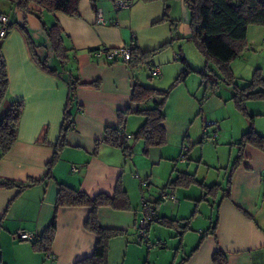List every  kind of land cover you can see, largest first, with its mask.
<instances>
[{
	"label": "crops",
	"instance_id": "1",
	"mask_svg": "<svg viewBox=\"0 0 264 264\" xmlns=\"http://www.w3.org/2000/svg\"><path fill=\"white\" fill-rule=\"evenodd\" d=\"M159 1L132 0L128 10L116 14L114 0H97L95 7L89 0H79L78 16L41 11L37 4L29 3L31 11L40 13L39 20L32 13L25 17L11 2L0 0V13L9 17V31L0 41L8 76V90L2 106L6 109L14 100L23 102L17 139L9 151L0 156V179L24 183L29 179L36 180L21 190L0 187V263L74 264L92 253L97 236L84 226L91 208H56L59 184L62 183L78 188L90 197L100 193L114 197L113 204L96 209L102 227L122 230L121 234L108 240L107 264H212V255L216 250L225 254L226 264H264V182L261 179L264 174V148L251 143H237L250 128L264 136V97L246 100L245 112L236 107L239 116L235 130L233 126L232 129L227 126L225 120L216 124L226 135L222 138L236 146L232 162H229L231 159L228 161L230 168L224 184H207L205 180L197 179L189 164L185 168L173 166L163 182L158 183L155 180L157 176H154L157 161L168 163L172 154L174 161H178L177 153L167 152L166 142L159 145L160 153L156 157L150 152L156 146L150 147L146 153L151 159L146 168L150 175L132 161V155L126 156L121 147L107 143L96 146L106 127H119L118 111L137 106L131 101V93L134 80H140L136 76V68H131L120 57L111 58L106 53L95 52L103 48L117 49L132 42L144 50L166 43V40L156 41L160 31L154 30V27H160V30L166 20L162 19L165 11L167 13L166 5L158 4ZM99 14L104 23L98 21ZM29 16L40 21L45 36L34 24L30 25ZM125 17L129 21L128 28L120 24ZM53 22L59 23L63 42L70 49V61L64 68L77 75L80 83L87 84L79 85L75 90L71 107L72 128L67 132L65 143L59 148L58 157L51 167L52 176L43 178L54 153L52 144L59 139L69 90L68 72H47L32 49L34 46L37 53L41 51L45 37L48 39L43 25L47 27ZM167 27L170 29V26ZM141 28L150 30L147 39L139 37ZM172 48L175 53L174 44ZM179 50L183 51L182 46ZM262 53L264 25H249L246 47L237 57L240 59L237 64L243 65L249 74L260 69L264 76V63L260 61L264 56ZM49 56L48 53L46 59ZM237 59L230 63V67L235 84L243 87L252 76L246 73L237 75V67L233 65ZM153 68L165 71V67L153 64L150 72ZM93 82H98V86ZM230 89L232 98V86ZM256 90L264 91V85ZM154 99L156 96L150 97L140 107H146ZM127 116L121 126L126 132L127 118L131 120ZM138 122L137 129L144 121ZM162 124L167 133L165 119ZM183 138L178 146L181 151L186 145L185 139L188 140ZM182 173L194 175L197 182L192 185L200 187L202 197L196 199L191 196V183L179 184L174 187L176 202H158L159 190ZM201 184L218 186L206 193ZM227 188L229 195L225 196ZM117 189L122 194L115 198ZM143 199L155 203L158 216L148 229V237L152 241L150 248L137 236ZM198 201H204L208 207L204 214L198 213L204 216V222L195 220L201 207ZM193 202L195 209L191 213ZM166 203L170 206L166 207ZM53 219L55 233L47 252L36 250L30 240L16 235L22 229L40 234ZM191 224L196 228L192 233ZM200 230L202 234H199Z\"/></svg>",
	"mask_w": 264,
	"mask_h": 264
},
{
	"label": "trees",
	"instance_id": "2",
	"mask_svg": "<svg viewBox=\"0 0 264 264\" xmlns=\"http://www.w3.org/2000/svg\"><path fill=\"white\" fill-rule=\"evenodd\" d=\"M25 17L29 13L35 14L40 20V13H34L28 7L29 3H35L41 11L46 12H62L68 16H78L79 0H8ZM93 7L96 6L97 0H89ZM190 10V27L192 26L195 41L200 51L207 59L216 63L218 69L224 77V81L233 88L232 99L236 107L245 112V102L248 99H257L264 97V91L256 90L257 87L264 85V76L260 69H256L249 83L243 87H238L234 82V76L230 67V63L237 57L241 56L246 47V34L249 25H264V3L259 0H185ZM167 10V6H165ZM40 11V12H41ZM162 19H167V13ZM43 29L49 39V44L52 53L59 61L61 69L50 67L47 59H39L37 57V47H32L34 56L42 67L50 73L62 74L68 72V97L63 111L61 129L59 139L53 143L54 153L51 160L47 163L46 171L43 178L51 177V167L58 157L59 148L65 143L67 132L72 128L73 122L71 117V107L74 101L75 90L80 83L78 76L72 71L64 68L70 61V49L63 42L62 29L58 22H53L50 26H44ZM166 43L161 44L157 48L144 50L139 45L132 42L128 46L131 47V59L127 62L131 68H136L139 65H146L152 69L151 62L152 54L156 53ZM68 70V71H67ZM92 83V82H91ZM93 85L98 86V82H93ZM8 90V76L4 57L0 50V156L5 155L12 147L17 139V126L19 118L23 110V102L14 100L8 108H3L2 103L6 97ZM157 96L159 99H154L150 107H140L142 103L150 97ZM161 97V98H160ZM167 97V92L149 87L140 83L137 79L133 82L131 101L137 106L127 108L123 111H118L120 121L119 127H106L103 136L96 141V146L99 143H107L121 147L126 156L132 155L131 146L129 143L123 145L119 131L125 122L127 115L137 113L144 116V122L132 134V139H141L144 147L143 151L147 153L150 147L163 145L167 139L166 129L162 122L165 119V114L162 111L163 102ZM239 145L251 143L260 148H264V136L258 134L253 128L244 132L237 142ZM36 180L29 179L27 182H15L9 179H0V187L14 188L19 190L34 183ZM193 174L182 173L168 182L164 187H172L179 184L196 183ZM203 190L209 193L210 190L216 188L218 184L205 186L201 184ZM119 189L116 191L115 198L122 194ZM229 195V188L225 191V196ZM114 203V197L100 193L95 197L88 196L85 192L78 188H73L65 184H59V190L56 197V208L61 206H88L91 208L90 214L86 219L84 226L92 231L97 236L92 253L77 260L74 264H107L108 240L112 236L122 233V230L102 227L98 222L96 209L99 206L111 205ZM158 217V216H157ZM55 220L40 233L36 235L34 240H31L33 248L38 251H49L50 244L55 233ZM2 264V263H0ZM212 264H226V256L220 250H216L212 255Z\"/></svg>",
	"mask_w": 264,
	"mask_h": 264
},
{
	"label": "rangeland",
	"instance_id": "3",
	"mask_svg": "<svg viewBox=\"0 0 264 264\" xmlns=\"http://www.w3.org/2000/svg\"><path fill=\"white\" fill-rule=\"evenodd\" d=\"M160 3H165L169 16L160 30L158 29L160 27H154V30L160 31L157 34L158 38H156V41L162 42L166 40V44L152 54L151 62L157 67H165V71L152 74L150 72L151 69L146 65H139L135 69L140 83L167 92V97L162 107V111L166 115L165 124L167 127L165 148L167 152L177 153L178 161H174V154H172L173 156L170 157L168 163L161 160L159 162L158 160L157 164L154 165V176H157L155 180L161 183L173 166L185 168L189 164V169L191 172L196 173L197 179L205 180L207 184L213 182H222L224 184L226 173L230 168L229 162L231 163L233 160L236 146L231 141L222 138V136L226 137V135L222 133L221 129L217 128L216 124L225 120V123L227 126L230 125L231 129L232 126L234 130L236 128L239 115L235 111L236 106L233 99L230 98L231 85L224 81V77L221 75L222 73L216 63L207 59L198 48L192 26L190 27L191 15L186 1L161 0L158 4ZM115 12L116 14L118 13L116 10ZM28 22L31 26L34 24L39 32L44 34L41 23L37 18L29 16ZM128 22L127 17L120 20L121 26L126 28H128ZM167 26H170V29ZM149 34L150 30L147 28L139 29V37L144 36L145 38L143 39H147ZM44 41L45 45L37 55L45 59L49 53L48 65L60 70L59 61L52 53L46 37ZM172 44H174L175 53L173 52ZM180 46H182L183 51L179 50ZM175 54L178 56H175ZM238 60L240 59H237L233 64L234 66L236 65L235 68L237 67V75L246 73L249 77L252 76V72L249 74V70L245 71L243 65L237 64L240 62ZM260 61L264 63V56L260 58ZM156 99H159V97L156 96ZM152 104L153 100L145 106L150 107ZM128 116L131 120L127 118L126 130L134 133L139 125L137 122L141 121L142 123L144 116L137 113H131ZM215 117L217 120H215ZM206 121H212L215 124L205 128ZM214 128H217L216 138L210 136ZM227 132L228 128L226 129ZM183 137L188 138V140L185 139L184 143L189 147V151L186 153L188 160L184 162L179 159L180 155H178L181 152L178 146ZM129 145L132 150V161L138 163V167H142L145 173L150 175V171L146 168L151 164V159L143 151V141L141 139H132ZM154 148L156 149H151L150 152L153 157H156L160 153L158 151L159 146ZM231 148H233L232 156H230ZM229 159L231 160L229 161ZM202 194L203 192L198 185L191 184L192 197L199 199ZM198 202L201 203V207L199 208L200 212L195 215V220L196 222H204V216L199 214H204L208 207L204 201ZM193 205L191 213L195 209V202H193ZM165 206L169 207L170 205L166 203ZM190 228L191 233L192 230H196L193 224H191ZM150 242L152 243L151 240ZM142 246L146 249L144 245Z\"/></svg>",
	"mask_w": 264,
	"mask_h": 264
},
{
	"label": "built area",
	"instance_id": "4",
	"mask_svg": "<svg viewBox=\"0 0 264 264\" xmlns=\"http://www.w3.org/2000/svg\"><path fill=\"white\" fill-rule=\"evenodd\" d=\"M260 2L264 3V0H259ZM132 5V0H114V6L115 9L119 11L128 10ZM97 19L99 22L104 23L105 20L101 17L99 14L97 16ZM9 31V17L6 14L0 13V41L2 38H4ZM95 53H106L109 57L118 56L120 57L125 63H127L131 59V47L130 46H123L117 49H100L96 51ZM159 69L153 68L152 74H158ZM213 123L211 121H206L204 127H208L212 125ZM217 128L213 129L212 135H210L212 138L216 137L217 135ZM119 135L121 137V140L123 142V145L127 144L129 140L132 138V135L125 131V129L122 127L119 131ZM188 151V147L186 145L183 146L182 151L180 153L179 159L184 162L186 158V153ZM262 182H264V174H262ZM175 189L172 187H162L159 190L158 194V202L165 203L168 201L176 202V196H175ZM140 218L138 220L137 225V236L138 240L145 244L147 248H150L152 246V243L150 242L148 238V229L150 225L157 220V211L155 203L146 201L145 199L142 200V207L140 210ZM203 231L200 230L199 234H202ZM17 237L20 239H26V240H34L36 238V234L28 232L26 230H18Z\"/></svg>",
	"mask_w": 264,
	"mask_h": 264
}]
</instances>
